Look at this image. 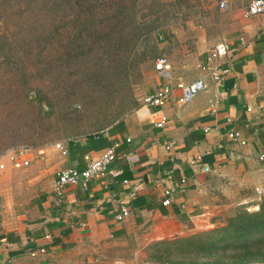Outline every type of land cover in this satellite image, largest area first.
<instances>
[{"label":"crops","instance_id":"crops-1","mask_svg":"<svg viewBox=\"0 0 264 264\" xmlns=\"http://www.w3.org/2000/svg\"><path fill=\"white\" fill-rule=\"evenodd\" d=\"M226 1L227 9L217 1L203 20L185 21L177 29L178 54L166 57L172 83L191 81L206 76L200 66L225 41L230 71L222 84L205 77L206 88L185 103L175 91L161 110L168 118L163 128L154 125V108L140 106L100 133L65 141L66 154L55 143L30 148L21 156L28 165L19 168L15 150L0 155V264H145L143 245L211 226L238 206L258 209L264 198L258 159L264 149V16H242L251 0ZM155 77L152 90L165 82ZM233 130L245 144L227 137ZM114 143L116 157L103 179L69 186L60 198L54 194L58 170L82 168ZM172 185L178 189L163 206V190ZM122 204L130 213L119 222Z\"/></svg>","mask_w":264,"mask_h":264},{"label":"rangeland","instance_id":"rangeland-1","mask_svg":"<svg viewBox=\"0 0 264 264\" xmlns=\"http://www.w3.org/2000/svg\"><path fill=\"white\" fill-rule=\"evenodd\" d=\"M157 1L159 17L154 21L156 27L153 31H156L157 38L155 57L140 61L142 55L131 57L132 51L128 45H117L110 37H107L108 41L99 43L85 35L88 45L79 49L78 46L75 47V51L78 49L81 56L76 61L70 63L63 59L53 62L40 72L32 67L26 85L20 77L0 78V130L6 135V140L0 139V153L36 148L58 141H72L100 133L139 108L142 97L157 86L155 76L158 74L153 65L155 58L168 56L167 52L173 50L178 54L180 43L177 29H181L190 18L203 20L204 15L212 10L211 6H216L215 2L220 0ZM178 7L182 10L177 11ZM142 12L145 13V10ZM11 24H15L14 20L9 21L8 25ZM72 32L71 29L63 28V36L60 37V49H66V56L68 50L72 52L71 48L74 46L67 43ZM85 33L84 31L83 34ZM9 35L13 36L11 33ZM48 52L56 55L57 49L50 45ZM57 66L60 67L59 72ZM190 69L191 66L185 68V73L188 74ZM36 89L40 90L37 95ZM258 209L250 210L238 206L211 226L191 228L164 239L185 237L222 226L237 211L254 212ZM160 240L163 239L142 246L146 261L155 264H204L213 259L228 260L226 256L235 254L226 250L223 254L217 253L218 255L208 257L175 251L162 256L163 253L157 250H162L163 246L155 245ZM258 246L261 254L257 253L253 264H264V236L259 239ZM251 250L256 251V247ZM244 252V249H240L236 253Z\"/></svg>","mask_w":264,"mask_h":264},{"label":"trees","instance_id":"trees-1","mask_svg":"<svg viewBox=\"0 0 264 264\" xmlns=\"http://www.w3.org/2000/svg\"><path fill=\"white\" fill-rule=\"evenodd\" d=\"M157 5V0H0V78L20 77L26 85L32 67L40 72L53 62L76 61L81 57L77 50L88 45L87 38L101 43L110 37L117 45H128L131 57L142 55L140 61L155 57L157 38L153 31L154 21L159 17ZM10 20L15 24L8 25ZM63 28L73 31L67 40L74 45L68 56L66 49H60ZM50 45L57 49L56 55L48 52ZM56 69L60 71L59 66ZM35 91L36 95L40 93L39 89ZM0 139L6 140L1 130ZM263 236L264 198L257 211L240 210L222 226L163 239L155 245L163 246L157 250L162 256L176 251L210 257L231 250L235 254L226 256L228 260L213 259L204 264H253L257 253L261 254L258 241ZM253 247L256 251L251 250ZM240 249H244V254L236 253Z\"/></svg>","mask_w":264,"mask_h":264},{"label":"built area","instance_id":"built-area-1","mask_svg":"<svg viewBox=\"0 0 264 264\" xmlns=\"http://www.w3.org/2000/svg\"><path fill=\"white\" fill-rule=\"evenodd\" d=\"M219 8L227 9L228 3L226 0H221L219 2ZM263 15L264 16V0H251L247 6L243 9L242 16L245 18ZM262 28L264 29V18L262 23ZM229 46L225 41L218 42L215 44L208 52L206 57V62L200 66V68L205 71L206 76L211 82L216 84H222L227 77L229 68V59H227V52ZM154 71L164 79V83L146 93L142 99L140 106L147 108H154L157 111V120L154 122L155 127L163 128L168 121L167 116L161 111L162 108L170 101L172 95L176 92L180 94V101L185 103L189 101L194 95L203 91L206 88L205 77H199L191 81L177 80L172 83V64L170 60L165 56L161 55L154 60ZM139 106V107H140ZM138 109V108H137ZM209 128L206 127L205 131ZM227 137L240 144H245V139L241 137L240 132L230 131L227 133ZM65 141L55 142L56 147L61 151L62 154H66L64 148ZM117 143L110 145L99 157L95 159L88 160L82 168L68 167L60 169L55 174V179L53 182L52 190L57 197H61L65 189L69 186H83L85 187L90 179H103L108 172V168L111 162L116 157V147ZM173 146L172 142H168L166 148L170 149ZM29 149H21L15 152L14 167L19 168L21 166L28 165L29 161L27 159H22L21 156L24 155ZM258 159L264 162V149L259 152ZM207 166L204 170H208ZM178 188L175 186H167L163 190V198L161 204L163 206L169 205L173 200V195ZM257 194L261 193L260 189L256 190ZM130 210L127 205L122 204L118 208L115 219L117 221H123L129 216ZM34 255V253H32ZM145 264H155L146 262ZM170 264V263H164Z\"/></svg>","mask_w":264,"mask_h":264}]
</instances>
